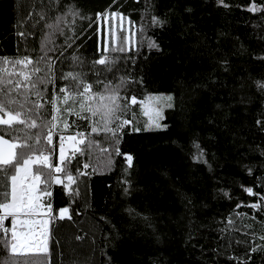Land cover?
Masks as SVG:
<instances>
[{
	"label": "trees",
	"instance_id": "16d2710c",
	"mask_svg": "<svg viewBox=\"0 0 264 264\" xmlns=\"http://www.w3.org/2000/svg\"><path fill=\"white\" fill-rule=\"evenodd\" d=\"M225 2L229 7L218 6L216 0H61L59 5L55 0H0V58L33 60L26 69L0 61V77L5 80L0 86L12 87L7 79L23 82L18 74H31L34 67L42 71L31 75L33 81L56 77L41 97L30 86L19 88V95L11 93L22 103L27 96L26 107L32 111L25 113V119L40 125L37 129L17 125L20 131L15 136L23 141L48 147L46 101L54 87L58 92L69 84L75 90L74 81L60 79L63 74L86 73L92 91L104 95L109 80L116 84L127 75L143 81L120 90L119 103L127 104V110L117 112L120 119L108 125L116 135L103 130L102 114L85 111L90 119H79L84 142L63 158L71 164L67 173H59L75 175L83 170L89 176L86 199L74 184L65 189L50 182L43 164L31 165L34 171L43 167L48 173L40 176L39 185L51 192L44 246L12 256L3 244L11 235L10 217L5 215L3 227L9 231L5 235L0 227V264H264V123L257 124L264 121V91L257 87V81H264V59H260L264 0ZM253 4L262 10L249 11ZM68 5H74L84 19L76 18L73 31L65 28V35L55 33L47 42L51 30L46 24ZM102 12L125 17L131 29L127 37L123 29H116L104 49L95 19ZM41 13H47L44 20ZM153 16L164 25H154ZM69 36L74 38V43L68 41L70 48L65 42ZM149 42L158 44L159 50L149 48ZM113 47L125 51L113 52ZM74 55L82 65L74 66ZM102 56L119 57L120 71L97 76L96 70L105 66L93 68V61ZM37 87L44 91L45 85ZM157 91L172 93L171 107L164 110L159 127L148 124L141 112L146 94ZM36 102L44 108L35 109ZM87 103L96 107L101 100L97 96L94 103L91 99ZM123 120L130 123L118 128ZM93 126L99 134L92 133ZM38 132L43 133L39 144ZM201 150L203 158L197 160ZM60 207L68 209L67 218L57 217ZM83 216L96 225L94 234L79 226ZM258 246L260 250L253 252Z\"/></svg>",
	"mask_w": 264,
	"mask_h": 264
},
{
	"label": "snow or ice",
	"instance_id": "6c2138e0",
	"mask_svg": "<svg viewBox=\"0 0 264 264\" xmlns=\"http://www.w3.org/2000/svg\"><path fill=\"white\" fill-rule=\"evenodd\" d=\"M42 2V0H41ZM51 2V0H50ZM61 0H55V3L59 5ZM216 3L218 6L222 7H229V5L225 2V0H216ZM249 11H261L262 9L257 8L254 4L248 8ZM47 13H41L40 18L41 20H44ZM98 17L101 15L106 14H97ZM112 16H116L117 14L115 12L111 13ZM73 17L72 21L69 22L67 20V17ZM80 18L84 19L79 13V10L75 9L74 5H68L67 10L61 12L59 15L56 16L55 20L52 23L46 24V27L49 28L51 31L47 34L46 41L51 42V37L55 33H59L60 35H65V28H68L69 31H73L72 25L75 23V19ZM152 23L157 26H163L165 21L159 19L156 16L152 17ZM61 25H64L61 27ZM22 34V33H21ZM71 40L74 43V38L72 36L66 37V43L67 47H72V43H68V41ZM45 47V45L42 44V48ZM149 48H154L159 50V45L155 42H149ZM54 49H49V51H52ZM111 51L113 52H124L125 49L123 47H113L111 48ZM61 55H63V52H61ZM42 59V58H41ZM120 58L117 57L115 59L104 57L102 56L100 59L93 61V68H95V65H104V69H97L96 74L99 76L100 72L107 71L109 73L113 72V69H115L117 72L120 71V69L117 67V61ZM260 59H264V56H261ZM73 64L75 65H82L83 61L77 57H72ZM0 61L3 62V64H9L11 63L13 68L16 67V65H23L26 69L29 65L33 64V60L25 56L22 59H16V60H10L8 57H2L0 58ZM42 71L39 67H34L32 69L31 74H25L23 71H21L18 75L23 76V82L19 79L13 81L12 79H7L6 84L12 85V87H8L5 89L4 86H0V125H6L7 128L0 127V145H6V147H0V196H2V200H0V211L6 213V215L11 216L12 223H13V229L12 232V241H8L7 239L3 240V244L9 248L10 254L12 256H16L18 254V248H19V241H18V234L15 231V214L16 212L20 211L21 209L27 208L29 210L34 209L36 206L35 200L38 198H33L31 196V188L24 183H20L21 179V173H23L25 179H32V180H39L40 176H48V173L44 172V168H36L33 172L32 176L29 177V173L32 172V163L33 157L29 153H39V157L42 158L41 163L44 167L48 168H55V171L61 172L65 171L67 173V170L71 164V160H64L63 159V148L61 147V156H62V164L63 169L59 167H55V165L48 163V157L44 155L45 148L40 147H34L32 144L27 143L26 141H21L17 143L16 141L20 139L19 137L15 136V133L20 131V129L17 128V125H25L29 129H37L40 127V125L37 124L36 120H31V123L28 122L27 119H25V113H30L32 109H28L26 107L27 103H29L27 96H25L24 102H20L15 97L11 96L12 92H17L19 95L18 89L22 86L25 88L31 87L32 90H35V95L37 97L43 96L47 92V84L48 83H54L56 77L53 76L49 78L47 81L43 77H37L35 81L31 79V75H35L36 73ZM13 75V73H9V76ZM87 74L86 73H74V72H68L66 74H63L60 79L63 80H69L75 82V90H73L72 85L66 84L64 87H60L58 92L55 89V87L52 90L51 98L46 101V103H49L52 105V112L53 113H59L61 109L57 107L58 103H63L65 105L68 104L69 100H72L73 105L75 103H79L80 106V112L75 113L76 115L80 116L82 119H90L88 116H83L81 113L87 111L91 113V116H97L98 114H102V119L104 120V131H111L113 132V135H116L115 130L108 127V125L113 121V119H120V117L117 115V112L119 111H126L127 110V104H125L123 107L119 103L121 97L119 95L120 90L125 88L127 84L136 82V83H143L142 80L140 81H133L131 76H121L119 83L113 84L111 80H109L104 85V93H107V95L100 94L93 92L92 89L94 85L92 83L86 82ZM102 81H97V83H100ZM38 84L45 85L44 91H40L37 87ZM0 85H5L4 78L0 77ZM257 87L259 90L264 91V81H257ZM83 88V91H80V89ZM60 94H65L63 96V99L61 100ZM99 96V99L101 100V104L93 107L92 104L87 103L90 99L93 100L94 98ZM156 99H167L171 100L172 97L168 96L166 98L164 97H158ZM104 100L109 101V103L105 104L103 103ZM131 103H136V98L132 97ZM17 105V109H14L12 106ZM171 107V105H168ZM35 109H42L44 108V104H40L38 102L34 103ZM69 111L75 112L74 107L69 108ZM6 117V118H5ZM58 119L57 115H52V120ZM50 123V122H49ZM130 121L123 120L117 127L123 128L124 125L129 124ZM264 123V121H257V124L260 125ZM46 126V125H45ZM157 127L160 125L157 124ZM136 131H139V129H134ZM100 130L93 126L92 127V133L99 134ZM5 134L10 135L13 137V141L9 142L5 139ZM78 135L83 136L84 134L78 133ZM37 140L36 143H40V138L43 136V133L38 132L36 133ZM30 138V137H29ZM61 140H63V137H61ZM48 144H52L51 139V131L49 130L48 136H47ZM84 142V141H81ZM119 142V138L117 137V143ZM197 149L200 148L198 144L195 145ZM28 151H25V150ZM117 154L119 155V149H117ZM203 158V151H199L196 159L200 160ZM128 166L132 167V157H127ZM88 165L86 164L85 167ZM67 180L69 183H73L74 178L73 176L68 173L66 175ZM8 181L11 182V200L8 201ZM59 182V181H58ZM34 187V185H33ZM65 188L68 187V185H64ZM249 195H254L253 190L251 188H245L244 189ZM46 191V189H45ZM128 192V188H125V193ZM47 195H51V192H47ZM225 195L227 196L228 193L226 192ZM261 199H264L262 197ZM49 209H51V204L48 205ZM237 207H240V205H237ZM250 207L256 208L259 207L257 204H252ZM68 214V209L64 208L60 210L59 218L64 219L65 216ZM69 219L71 217H68ZM3 220L4 217L0 216V227H3ZM229 224L232 223L231 219L228 221ZM3 231L5 235H7L9 229L7 227H3ZM77 239H80V237H77ZM261 239H264V236L261 237ZM26 243V241H25ZM260 248L254 247L252 249L253 252L259 251Z\"/></svg>",
	"mask_w": 264,
	"mask_h": 264
},
{
	"label": "rangeland",
	"instance_id": "374dc122",
	"mask_svg": "<svg viewBox=\"0 0 264 264\" xmlns=\"http://www.w3.org/2000/svg\"><path fill=\"white\" fill-rule=\"evenodd\" d=\"M98 14H106L101 15L98 17L96 15V29L98 32L99 40L101 43L102 48L104 49L107 43L108 39L113 40V35L115 33L116 29H123L125 36L127 37V33L131 32L130 26L126 20L125 17H122L120 15L112 16L111 13L107 14L106 12L98 13ZM65 94H60L61 100L63 99V96ZM172 97V93L170 91H157V92H149L146 94L145 98L141 102V112L145 116L146 121L148 124H151L152 126L157 127V124H160V119L164 113V110L168 108L169 104L171 105L172 99H156L158 97ZM51 98V97H50ZM57 107L61 109L59 113H53L52 112V105L50 104V125L47 130V133L44 136V139L47 141V136L49 130L51 133L56 137L57 139V146L53 147V156L56 157L60 161V168H61V147L63 148V158L65 156L71 155L73 152H75L80 142L83 139V136L78 135V133H81V130L78 129L79 119L80 116L76 115L75 113L80 112V106L79 103H75L73 105L72 100L70 99L68 104L65 105L63 103H58ZM75 109V112L69 111V108ZM57 115L58 119L52 120V115ZM81 115L85 116V112L81 113ZM19 137V136H17ZM61 137H63V140H61ZM13 138V137H12ZM17 141H23L21 137H19ZM48 143V142H47ZM49 147V145H48ZM47 147V148H48ZM45 148V149H47ZM49 151V148L47 149ZM33 157V163L35 164H42L41 160L42 158L39 157V153H29ZM32 163V164H33ZM32 167V166H31ZM48 168V167H47ZM49 171V168H48ZM34 170L32 169V172L29 173V177L32 176ZM49 180L50 182H58L61 183L64 187V185H68L65 189H70L71 185L74 184L80 188L82 196L86 199V185L88 183L85 181L86 176L83 172V170H80L77 174L73 175L74 181L73 183H69V181L66 178L67 174H60L59 172L56 174H53L51 176V173L49 171ZM91 177L93 175H90ZM95 179V178H93ZM20 183H27V185L31 186V191H34L33 189H36L34 192H32L31 196L33 198H38L34 202L36 206L34 209H21L20 211L16 212L15 214V230L19 231V233L22 235L26 232V230L29 228V224L35 223V221H39L38 223L41 226H44V238L46 234V224H47V216H48V195L46 194L48 191L41 189L39 185L41 184V179L39 180H32V179H25L23 173H21V179ZM34 185V187H33ZM8 201L11 200V182L8 181ZM58 210V209H57ZM6 213L0 211V216H5ZM57 215V213H56ZM8 216V215H7ZM10 217V242L12 241V232L13 229V223H12V217ZM27 224V225H26ZM81 224V225H80ZM79 226L83 229V231L88 232L89 234H94L97 227L96 225L88 219L86 216H83L81 223ZM27 228V229H26ZM44 238L43 240L38 239L35 243V245L32 248L26 247H20L19 246V252H25V251H39L44 246Z\"/></svg>",
	"mask_w": 264,
	"mask_h": 264
},
{
	"label": "bare ground",
	"instance_id": "6f19581e",
	"mask_svg": "<svg viewBox=\"0 0 264 264\" xmlns=\"http://www.w3.org/2000/svg\"><path fill=\"white\" fill-rule=\"evenodd\" d=\"M39 221H35V223H31L29 224V228L26 230L25 233H23L22 235L19 233V231L15 230L18 234V241H19V245L20 247H29L32 248L36 241L38 239L43 240L44 238V226H41L39 223ZM27 225V224H26ZM26 241V243H25Z\"/></svg>",
	"mask_w": 264,
	"mask_h": 264
},
{
	"label": "built area",
	"instance_id": "2783aa9c",
	"mask_svg": "<svg viewBox=\"0 0 264 264\" xmlns=\"http://www.w3.org/2000/svg\"><path fill=\"white\" fill-rule=\"evenodd\" d=\"M51 139H52V144H48L49 145V147H48L49 151H47L48 148L45 149L44 155L48 157V163L49 164L55 165V167H59L60 168V161L56 157L53 156V147L57 146L58 142H57L56 137H54V135L52 133H51ZM49 171L51 173V176L53 174L58 173L57 171H55V168H49ZM24 184H27V183H24ZM29 187L31 188V186H29ZM33 190L35 191L36 189H33ZM34 191H31V194ZM48 213H49V211H48Z\"/></svg>",
	"mask_w": 264,
	"mask_h": 264
},
{
	"label": "crops",
	"instance_id": "0c3cea01",
	"mask_svg": "<svg viewBox=\"0 0 264 264\" xmlns=\"http://www.w3.org/2000/svg\"><path fill=\"white\" fill-rule=\"evenodd\" d=\"M55 183H59V182H55ZM64 208H65V207H60V208H58V210H57V217H59L60 210H61V209H64ZM67 216H68V215H66L65 218H67ZM18 252H19V249H18Z\"/></svg>",
	"mask_w": 264,
	"mask_h": 264
},
{
	"label": "water",
	"instance_id": "95a60500",
	"mask_svg": "<svg viewBox=\"0 0 264 264\" xmlns=\"http://www.w3.org/2000/svg\"><path fill=\"white\" fill-rule=\"evenodd\" d=\"M6 118V117H5ZM6 140H8L9 142H12L13 140L12 139H9L7 137H5ZM17 142V141H16ZM0 147H6V145H0Z\"/></svg>",
	"mask_w": 264,
	"mask_h": 264
}]
</instances>
